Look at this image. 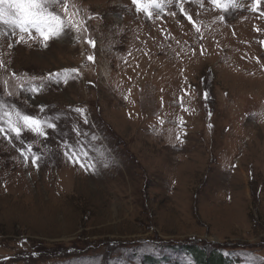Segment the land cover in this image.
Here are the masks:
<instances>
[{
  "label": "rangeland",
  "instance_id": "1",
  "mask_svg": "<svg viewBox=\"0 0 264 264\" xmlns=\"http://www.w3.org/2000/svg\"><path fill=\"white\" fill-rule=\"evenodd\" d=\"M48 10L0 20V264H264V0Z\"/></svg>",
  "mask_w": 264,
  "mask_h": 264
},
{
  "label": "snow or ice",
  "instance_id": "2",
  "mask_svg": "<svg viewBox=\"0 0 264 264\" xmlns=\"http://www.w3.org/2000/svg\"><path fill=\"white\" fill-rule=\"evenodd\" d=\"M57 0H0V20L5 23H12L18 25L22 32L27 31L26 26H31L40 32L43 39L47 42L51 36H59L63 22L61 18L48 10V5H54ZM219 0H212L213 4H218ZM134 5H139L140 0H132ZM260 0H255V5L259 6ZM159 6V5H157ZM65 7V11H66ZM183 8L181 12L183 13ZM191 23L192 17L186 16ZM88 43L95 47V41L89 40ZM89 61H93V56H88ZM79 111V110H78ZM25 127L37 133V135H44L41 131L40 122L32 116H23ZM54 127V125H49ZM16 136H20L19 128H12ZM33 163L36 160L33 159Z\"/></svg>",
  "mask_w": 264,
  "mask_h": 264
},
{
  "label": "trees",
  "instance_id": "3",
  "mask_svg": "<svg viewBox=\"0 0 264 264\" xmlns=\"http://www.w3.org/2000/svg\"><path fill=\"white\" fill-rule=\"evenodd\" d=\"M183 248L186 255L191 257L193 264H232L235 259L233 257L224 256L217 250H212L209 253H206L204 249H198L194 246H183ZM141 260L143 264H157L158 262L151 257H143Z\"/></svg>",
  "mask_w": 264,
  "mask_h": 264
}]
</instances>
